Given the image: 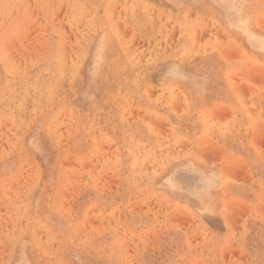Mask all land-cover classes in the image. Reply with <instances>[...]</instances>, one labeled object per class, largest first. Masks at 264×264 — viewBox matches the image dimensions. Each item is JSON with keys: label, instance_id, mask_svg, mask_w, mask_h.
I'll use <instances>...</instances> for the list:
<instances>
[{"label": "rangeland", "instance_id": "rangeland-1", "mask_svg": "<svg viewBox=\"0 0 264 264\" xmlns=\"http://www.w3.org/2000/svg\"><path fill=\"white\" fill-rule=\"evenodd\" d=\"M263 33L264 0H0V264H264Z\"/></svg>", "mask_w": 264, "mask_h": 264}, {"label": "crops", "instance_id": "crops-1", "mask_svg": "<svg viewBox=\"0 0 264 264\" xmlns=\"http://www.w3.org/2000/svg\"><path fill=\"white\" fill-rule=\"evenodd\" d=\"M183 173H186V172H183ZM187 173H190V172H187ZM190 174H191V175H195V174H192V173H190ZM195 176H196V175H195ZM203 184H204V186H203V188H204V187H206V186L208 185V182H206V183L203 182ZM201 189H202V187H201Z\"/></svg>", "mask_w": 264, "mask_h": 264}, {"label": "bare ground", "instance_id": "bare-ground-1", "mask_svg": "<svg viewBox=\"0 0 264 264\" xmlns=\"http://www.w3.org/2000/svg\"><path fill=\"white\" fill-rule=\"evenodd\" d=\"M177 20V19H176ZM142 25V24H141ZM140 26V25H139ZM262 34V33H261ZM264 34V33H263ZM239 37V36H238ZM4 53V52H3ZM256 54V53H255ZM228 67V66H227ZM58 78V77H57ZM254 83V82H253ZM248 96V95H247ZM246 100V99H245ZM259 101H260V99H259ZM232 144V143H231ZM231 150V149H230ZM234 152V151H233ZM238 154V153H237Z\"/></svg>", "mask_w": 264, "mask_h": 264}]
</instances>
